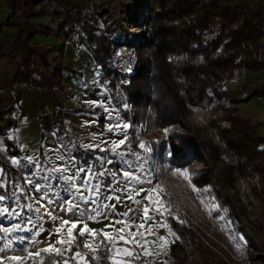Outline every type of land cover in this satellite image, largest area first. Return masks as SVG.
<instances>
[{
    "label": "trees",
    "instance_id": "16d2710c",
    "mask_svg": "<svg viewBox=\"0 0 264 264\" xmlns=\"http://www.w3.org/2000/svg\"><path fill=\"white\" fill-rule=\"evenodd\" d=\"M3 1L11 13L0 26V35L5 29L18 32L13 44H0V54H10L17 65L13 85L38 88L43 93L50 88L64 89L66 77L77 74L65 60L66 45L79 40L96 66L103 69L102 82L108 86L123 121L130 124L126 143L137 147L143 140L150 146L152 166L164 179L171 170L187 171L197 194L217 204L215 215L226 214L232 225L250 234V251L259 253L253 258L264 264L263 140L238 108L264 96V89L242 90L238 98H231L225 89L241 68L264 72V8L255 9V0H125L136 5L135 11L139 2H145L151 15L143 24L151 22L152 26L150 39H143L137 48L138 63L131 84L124 86L122 78L105 70L120 42L111 36L107 19L102 20L104 28L95 25L94 19L100 15L97 0H88L89 8L72 9L70 0H48L51 27L34 24L46 15L38 10L46 0ZM209 4L222 7L200 14ZM136 23L130 20L131 25ZM52 34L60 42L57 48L47 50L34 44L37 35ZM20 102L17 96L13 106L0 110V139L14 157L20 151L8 136L26 117ZM63 114L59 106L41 118L43 135L55 132L79 169L90 167L98 175L97 157L104 153L80 147ZM0 168V195L9 207L20 176L1 152ZM6 219L0 216V225H6ZM186 231L181 233V241L171 245L172 255L178 249L186 251V258L174 257L175 264H188V258L202 253L204 246L206 264H219L215 251L207 246L208 238Z\"/></svg>",
    "mask_w": 264,
    "mask_h": 264
},
{
    "label": "crops",
    "instance_id": "0c3cea01",
    "mask_svg": "<svg viewBox=\"0 0 264 264\" xmlns=\"http://www.w3.org/2000/svg\"><path fill=\"white\" fill-rule=\"evenodd\" d=\"M70 2V9L90 6L88 0H70ZM253 6L255 9L264 8V0H255ZM38 10L45 11L46 15L34 24L51 27L52 8L48 0L40 5ZM10 13L7 3L0 0V26L8 20ZM94 23L100 27L98 18L94 19ZM17 37V31L5 29L0 35V44L2 42L13 44ZM34 44L47 50H53L60 45V42L56 34L50 37L37 35ZM74 57L80 58L82 63L96 65L90 52L79 43V40L67 43L65 60L75 68L77 74L66 77L64 89L50 88L43 93L38 88H29L21 84L13 85V77L17 71L16 62L10 54H0V110L13 106L19 96L20 105L26 112L23 125L8 136L17 145L20 155L12 156L5 142L0 139V152L8 161L12 171L20 176V183L13 191L11 205L8 207L5 198L0 200V210L9 209L8 213L0 211V216L7 218V224H1L0 230L12 229L9 231V236L14 243L16 239L13 235L18 229L22 228L26 235L31 233L30 249L34 245H38L40 249L48 247L50 229L56 241L59 240V233L56 229L62 221L61 212H92L96 215L95 218L84 222L73 219L70 224L80 225V223L89 222L94 229H103L114 236L113 220L119 221L133 210V200L129 197L134 198V196H130L127 185L123 184L120 185L119 190L112 185L106 188L104 186L98 190L97 200L91 201L96 181V175L90 171L91 168L82 167L79 170L77 160L69 154L70 150L59 142L55 132L43 135L41 118L50 116L59 106H62L63 117L69 123L70 133L74 141L83 149L97 150L105 146L111 149L114 143L124 140L123 144H125L128 139L130 124L123 121L119 109L113 103L108 86L102 82L100 73L94 68L83 69L80 65H73L71 61ZM261 61H264V49L261 52ZM250 88L264 89V72L248 71L245 77L236 78L225 84V89L231 98L240 97L242 90ZM43 106L44 111H42ZM238 108L242 118L249 120L257 127L256 134L263 140L261 148L264 150V96L254 97L248 102L239 104ZM124 125L128 127L125 128ZM82 171L83 173H80ZM2 175L3 170L0 168V179ZM86 179L88 183L85 182ZM67 182L70 186L73 185L74 189L68 190L69 193L66 196L64 185ZM88 184L90 186L89 202L83 210L79 204L82 191L81 189L75 190V186L84 185L83 188ZM2 186L4 187L5 183ZM101 195L103 199L100 208L97 201ZM35 233L40 235L37 244H34L36 243ZM59 259L62 262V258L56 255L52 260L59 261Z\"/></svg>",
    "mask_w": 264,
    "mask_h": 264
},
{
    "label": "rangeland",
    "instance_id": "374dc122",
    "mask_svg": "<svg viewBox=\"0 0 264 264\" xmlns=\"http://www.w3.org/2000/svg\"><path fill=\"white\" fill-rule=\"evenodd\" d=\"M145 5V2H139L136 8L137 11H135L136 5H134L132 1L97 0L100 15L95 19H99L101 28L105 27L102 20L107 19L110 33L114 40L122 44L123 38H132L131 42L136 45L138 44V48L143 39H150L151 22L146 24L143 23L151 13L145 8ZM213 6L212 8V4H209L201 8L199 13L204 15L206 12H213L222 7L217 5ZM134 19L137 20L138 23L130 27V20ZM133 27L136 31H132ZM141 143H143L149 151H145L144 148H141ZM126 144L127 143L123 144L121 147H117L115 151H113V148L110 149V147L108 148L106 146L98 149L104 153L102 156L97 157L96 168L98 169V175L95 174L94 170H90L96 175L95 186L90 199L91 201L97 200L96 196H98V190H101L104 186L105 188L108 187L109 184L117 190L120 189V185H127L130 196H134V198H132L133 210L123 219L119 220L124 223H116L117 220H113L114 225L112 230L114 237H117L116 247L128 248L133 251L134 257L138 256V258L123 257L124 260L131 261V264H175L174 257L179 259L186 258V251L178 249L177 253L172 255L171 245L181 241V233L184 231L187 232L186 230L195 231L198 236L205 239L208 238L206 241L208 244L207 246L215 251L220 259V262L218 261L219 264H235L236 259L242 257L246 252L255 257L259 255L255 249L250 251L253 249L251 246L252 239L250 234L240 231L238 227L232 225L226 214L215 215L217 210L215 201L199 196L196 188L190 183L189 176L185 177L181 174L184 171L171 170L164 179L160 177L161 175L158 174L156 167L153 168L152 166L153 158L150 146L143 140L140 141L137 147ZM106 150H108L110 154H105L107 152ZM69 154L72 155L71 152H69ZM163 170L167 172L164 167ZM124 172L131 173V175L137 177V179L126 178ZM80 173H83V171ZM101 173L103 174L101 175ZM86 180L85 182L88 183V180ZM85 182L81 183L85 185ZM84 185H81V187H79V185L75 186V190L81 189L82 191V193L80 192L79 204L80 208L83 210H85V206H87L89 202L88 196L90 187L88 184L86 187L82 188ZM64 186L67 196L69 193L68 190L74 188H72L73 185L70 186L68 182L65 183ZM150 194L152 197L151 200L148 199ZM84 196H86V198ZM102 199L103 197L101 195L99 201H97L98 207L100 208L102 207ZM137 201H139V203H137ZM157 201L161 203H157ZM145 207L148 208L147 217L144 215ZM61 214L62 221L67 220L69 223L64 225L62 233H59L58 239L61 238V235H63L64 239L68 238L67 230L71 226L72 223L70 224V222L73 219L84 222L96 217L92 212L84 211H65L61 212ZM85 224H87L89 229L97 233L95 237H92L88 232H85L83 236L80 235V229L83 228ZM125 224L128 225L124 233L126 239L130 241L135 240L136 243L129 242L125 244L124 241L118 239L116 230L123 228ZM141 224L144 225L143 228H138L137 226ZM76 225L77 227L73 229V235L76 239L71 245V250H65L62 255H59V258H62V262L68 260V264H85V262L86 264H113V261L110 259L112 253L109 251L112 246L103 236V233L106 231L103 229H94L89 222ZM162 225H167V227ZM149 228L152 229L151 232L148 231ZM169 229L174 235L169 234ZM129 232L138 234L135 237H128L127 234ZM139 233H143V236L139 235ZM9 235V232L5 233L4 231H2L0 235V248L9 245L6 252H0V258L6 255L25 257V259L19 262L13 261L11 264H52V259L56 257L55 253H41L40 256L33 255L32 257H28L29 252L35 254L41 250L38 245H34L32 249H30L32 245V241H30V238H32L31 233L26 235L22 228L18 229L17 233L13 235L16 239L15 243ZM35 235L36 238L34 241L36 243L34 244H37L40 235L39 233H35L34 237ZM52 235L53 231L50 229L49 238L47 240V243H49L48 245H52L56 248L62 247V250L68 249L69 246L67 244L57 243L58 245H56V239ZM161 236L165 237L168 241L167 245L164 247H161L163 242L159 240ZM240 237H243L242 241L239 239ZM85 243L98 245V248L94 252L90 251L88 248L84 247ZM238 243L241 244L240 250L237 249ZM202 250V253L196 252L193 259L188 258L187 263L206 264L203 257L207 253L205 246ZM76 252H80L83 255L84 261L72 259V256ZM143 256L146 257V259H143ZM120 258L121 257H117V259ZM58 262L62 264L60 259ZM4 264H9V262L5 260Z\"/></svg>",
    "mask_w": 264,
    "mask_h": 264
},
{
    "label": "snow or ice",
    "instance_id": "6c2138e0",
    "mask_svg": "<svg viewBox=\"0 0 264 264\" xmlns=\"http://www.w3.org/2000/svg\"><path fill=\"white\" fill-rule=\"evenodd\" d=\"M119 127V126H117ZM125 128L128 127V125H124ZM111 130V129H109ZM167 131V130H166ZM124 143V140H120L118 143H114L112 145V148H113V151H115V149L117 147H119L120 144H123ZM140 147L141 148H144L145 151H149V149L143 144L141 143L140 144ZM139 158V157H138ZM111 162V161H109ZM13 163H16V161H13ZM103 173H101L102 175ZM182 175H184L185 177L188 176V173L187 171H184L183 173H181ZM124 176L126 178H131V179H137V177H134L131 175V173L129 172H124ZM70 179V178H68ZM4 199V196L0 195V200H3ZM109 199H111V197H109ZM129 199H132V197H129ZM148 199H152L151 197V194L149 195ZM71 203V202H69ZM137 203H139V201H137ZM157 203H161L159 201H157ZM114 207V206H113ZM159 210V209H157ZM3 213H8L9 212V209L8 208H3L2 210ZM38 211V209H37ZM147 213H148V208L145 207L144 208V215L145 217H147ZM55 219V218H54ZM69 223V221L67 220H64L61 222L60 226L56 229L57 233H62V230L64 228V225H67ZM116 223H124L123 221H117ZM143 224L141 225H138L137 227L138 228H143ZM164 227H167V225H162ZM77 227V225L75 223L71 224V226L68 228L67 230V239H64L63 238V235H61V238L59 240L56 241V243L58 244H67L69 247L68 249H60V248H56L52 245H49L48 247L46 248H43L41 249L39 252H36L35 254L29 252L28 253V257H32L33 255L35 256H40L41 253H55L56 255H62L63 251L67 250V251H70L71 250V245L72 243L75 241V236L73 235V229H75ZM128 228V225L125 224V226L123 228H120L117 231L118 233V239L119 240H122L125 242V244L131 242V243H136L135 240H129V239H126L124 233L126 231V229ZM3 231L5 233L9 232V231H12V229H3ZM149 232L152 231L151 228L148 229ZM85 232H88L92 237H95L97 235V233L94 231V230H91L88 228L87 224L84 225L83 228L80 229V235L83 236L85 234ZM138 233H132V232H129L127 235L128 237H135ZM169 234L170 235H174V233L171 232V230L169 229ZM139 235L143 236V233H139ZM103 236L104 238L111 244V248L109 249V251L112 253V255L110 256V259L113 261V264H131V261H126L123 259V257H134V253L132 250H129L128 248H118L116 247V240H117V237H114L111 233H108V232H104L103 233ZM241 241L243 240V237H240L239 238ZM159 240L163 242V244L161 245V247H164L165 245H167L168 241L166 240L165 237L161 236L159 237ZM84 247L88 248L90 251H96L97 248H98V245H93L92 243H85L84 244ZM9 248V245H5L3 248H0V252H6V250ZM237 249L240 250L241 249V244H237ZM114 250V251H113ZM117 257H121L120 259H117ZM134 258H138V256L134 257ZM25 259V257H21V256H14V255H6L5 257L3 258H0V264H4V261L7 260L9 262V264H11V262L15 261V262H19L21 260ZM72 259L73 260H80V261H84V257L83 255L80 253V252H76L74 253V255L72 256ZM52 264H60V262L58 261H52ZM62 264H68V260H64L62 262ZM86 264V262H85Z\"/></svg>",
    "mask_w": 264,
    "mask_h": 264
},
{
    "label": "built area",
    "instance_id": "2783aa9c",
    "mask_svg": "<svg viewBox=\"0 0 264 264\" xmlns=\"http://www.w3.org/2000/svg\"><path fill=\"white\" fill-rule=\"evenodd\" d=\"M132 27L131 24H129ZM136 31L133 27L132 31ZM136 34V33H135ZM132 38H123L122 44L117 46L109 58L105 70L113 72L122 78V82L124 86H129L131 84L132 75L135 72L136 65L138 63V50L137 45L131 42ZM73 65H80L83 69L94 68L98 70L100 76H103V69L97 67L96 65H90L86 63H82L80 58L74 57L72 58ZM248 74V71L245 68H241V70L237 74V78L245 77ZM235 264H260V262L255 261L251 254L247 252L240 258L236 259Z\"/></svg>",
    "mask_w": 264,
    "mask_h": 264
}]
</instances>
